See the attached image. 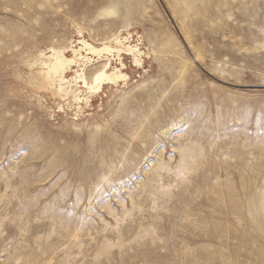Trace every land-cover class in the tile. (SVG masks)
Segmentation results:
<instances>
[{
    "label": "rangeland",
    "instance_id": "374dc122",
    "mask_svg": "<svg viewBox=\"0 0 264 264\" xmlns=\"http://www.w3.org/2000/svg\"><path fill=\"white\" fill-rule=\"evenodd\" d=\"M116 35L89 105L29 82ZM0 264H264V0H0Z\"/></svg>",
    "mask_w": 264,
    "mask_h": 264
},
{
    "label": "bare ground",
    "instance_id": "6f19581e",
    "mask_svg": "<svg viewBox=\"0 0 264 264\" xmlns=\"http://www.w3.org/2000/svg\"><path fill=\"white\" fill-rule=\"evenodd\" d=\"M110 13L112 12H108V14ZM126 40L127 38L124 39L120 35H116L95 46L82 39L77 42V46L69 48L70 58L65 55L66 48L50 49L51 51L47 56L42 54L40 60L29 65V82L38 87H50V92L63 100L71 97L74 101H80L81 88L83 87L89 94L88 97L84 98L85 103H87L89 97L93 94L96 95L104 85L117 86L119 82L125 83L129 79L127 73L123 72L122 69L113 67L115 57L121 67L125 66L121 53L130 56L134 66L140 67L142 65L143 53L137 46L129 45V42L128 45L124 44ZM93 58H97L95 64H98L99 69L87 82L85 74L91 66L90 64L93 63ZM71 70L74 71L75 76L70 80L66 79L65 73ZM79 83H82V87L78 85Z\"/></svg>",
    "mask_w": 264,
    "mask_h": 264
}]
</instances>
